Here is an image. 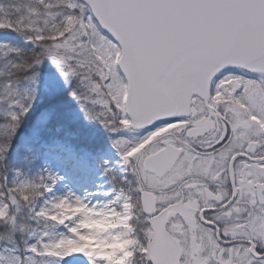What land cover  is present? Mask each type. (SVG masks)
I'll return each mask as SVG.
<instances>
[{"label":"snow or ice","instance_id":"6c2138e0","mask_svg":"<svg viewBox=\"0 0 264 264\" xmlns=\"http://www.w3.org/2000/svg\"><path fill=\"white\" fill-rule=\"evenodd\" d=\"M0 264H264V0H0Z\"/></svg>","mask_w":264,"mask_h":264}]
</instances>
